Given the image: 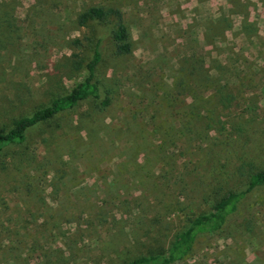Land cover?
<instances>
[{
    "label": "rangeland",
    "instance_id": "374dc122",
    "mask_svg": "<svg viewBox=\"0 0 264 264\" xmlns=\"http://www.w3.org/2000/svg\"><path fill=\"white\" fill-rule=\"evenodd\" d=\"M95 6L121 11L130 54H115L113 25H78ZM98 37L101 98L0 156V264H124L166 249L264 169V0H0V128L82 82ZM198 57L231 96L208 130L186 107L208 91L172 103ZM176 264H264V186Z\"/></svg>",
    "mask_w": 264,
    "mask_h": 264
},
{
    "label": "trees",
    "instance_id": "16d2710c",
    "mask_svg": "<svg viewBox=\"0 0 264 264\" xmlns=\"http://www.w3.org/2000/svg\"><path fill=\"white\" fill-rule=\"evenodd\" d=\"M77 22L79 26H88L91 23L98 26L113 25L111 40L115 54L123 56L131 53L129 33L124 25L120 10L102 6L90 7L78 16ZM101 43L102 39L96 38L91 59L85 66L87 76L82 82L75 84L68 92L54 98L48 106L36 109L28 119L15 118L8 127L0 128V156L13 148L22 147L31 127L45 124L65 112L74 110L81 102L101 98L100 87L94 80L95 70L102 59ZM75 44L79 45L80 42L77 40ZM189 65L190 71L188 73L180 69L181 73L174 83L177 94L172 103L179 104L177 98L179 95L188 97L187 93H197L196 90L202 88L204 89L203 93L208 91L209 95L207 97L204 94L201 97L198 93L189 96L191 103L186 105L189 109V117L192 119L193 116H196L199 122L204 120L205 129L208 130L212 128V123L215 122V119H213L215 115L211 114V109L219 108L221 101L228 102L231 96L227 94L219 98V93L224 88L219 85L220 80L215 77L213 72H210L212 69L208 67L203 58H191ZM102 105L107 107L109 101L104 100ZM11 155L13 159L17 157L19 165L23 162L31 164L34 160L27 153H20L15 150H12ZM1 165H5V163L2 161ZM247 181V187L243 191L229 190L224 194L216 193L218 195L215 194L210 210L195 216L188 228L174 236L168 248L155 252L150 250L147 255L138 256L124 264H176L182 261L191 253L194 243L200 235L221 231L229 217L237 212L240 203L247 194L264 186V169L249 172ZM16 251H19V248Z\"/></svg>",
    "mask_w": 264,
    "mask_h": 264
}]
</instances>
